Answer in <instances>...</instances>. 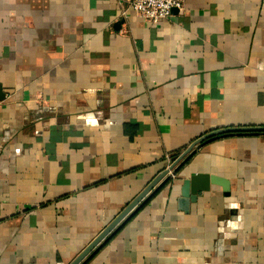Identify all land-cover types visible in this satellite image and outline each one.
<instances>
[{
  "label": "crops",
  "instance_id": "1",
  "mask_svg": "<svg viewBox=\"0 0 264 264\" xmlns=\"http://www.w3.org/2000/svg\"><path fill=\"white\" fill-rule=\"evenodd\" d=\"M0 264H71L213 131L264 127V0H0ZM225 180L182 204L195 174ZM162 183V182H161ZM85 264H264V136L208 143Z\"/></svg>",
  "mask_w": 264,
  "mask_h": 264
},
{
  "label": "water",
  "instance_id": "2",
  "mask_svg": "<svg viewBox=\"0 0 264 264\" xmlns=\"http://www.w3.org/2000/svg\"><path fill=\"white\" fill-rule=\"evenodd\" d=\"M2 97H0V101ZM264 136V127H238L227 128L217 131H213L204 135L196 140L187 150H185L180 157L169 168L172 175H175L181 167L191 158L195 150L200 149L204 145L232 137H257ZM168 170H164L155 180H153L148 187L137 197L128 207L124 210L114 221L96 237L88 247L82 251V253L71 264H85L91 256L103 245L110 237H112L119 227L130 218L132 213L136 210L141 203H143L153 192L158 184H165L169 179L167 175ZM162 182V183H161ZM211 186H220L225 193L228 191V183L215 176L208 174H195L189 177V179L183 182L181 189L182 204H186L187 201L194 203L197 199L198 193L209 191Z\"/></svg>",
  "mask_w": 264,
  "mask_h": 264
},
{
  "label": "built area",
  "instance_id": "3",
  "mask_svg": "<svg viewBox=\"0 0 264 264\" xmlns=\"http://www.w3.org/2000/svg\"><path fill=\"white\" fill-rule=\"evenodd\" d=\"M185 0H124L126 11H130L137 17L150 24L157 25L169 19L173 11H182ZM177 160L169 162L165 170H168L170 179L174 178L169 168Z\"/></svg>",
  "mask_w": 264,
  "mask_h": 264
}]
</instances>
